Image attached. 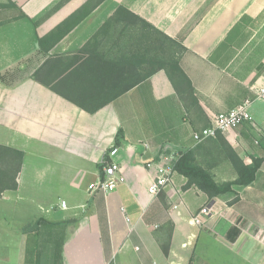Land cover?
I'll list each match as a JSON object with an SVG mask.
<instances>
[{
  "label": "crops",
  "instance_id": "crops-1",
  "mask_svg": "<svg viewBox=\"0 0 264 264\" xmlns=\"http://www.w3.org/2000/svg\"><path fill=\"white\" fill-rule=\"evenodd\" d=\"M13 1L28 17L0 25V144L25 156L17 188L0 196V264H264V161L254 182L213 199L177 171L154 195L144 145L194 149L218 182L237 178L217 138L196 145L193 131L264 87V0H105L49 54L39 38L87 0ZM119 5L183 42L198 105L184 103L165 70L94 113L33 78L50 55L83 46ZM250 111L222 133L246 163L264 157V97ZM121 130L114 159L125 180L93 190ZM204 206L211 213L198 225Z\"/></svg>",
  "mask_w": 264,
  "mask_h": 264
},
{
  "label": "trees",
  "instance_id": "trees-1",
  "mask_svg": "<svg viewBox=\"0 0 264 264\" xmlns=\"http://www.w3.org/2000/svg\"><path fill=\"white\" fill-rule=\"evenodd\" d=\"M66 1L61 0L56 8ZM104 1L87 0L55 29L39 38L40 51L49 54L62 38ZM27 17V13L15 1L0 3V25ZM111 20L123 22L126 27L137 28L138 38L131 55L112 58L89 48L90 42L72 59L67 60L65 55H50L34 72L33 78L86 111L94 113L157 71L165 70L184 103L187 106L198 105L192 81L181 66L182 54L187 50L181 40L171 37L124 5L117 7L110 20L101 26L93 38L106 31ZM122 136L123 130L118 133L114 147L120 145ZM215 138L221 151L237 171L235 180L218 182L210 169L197 159L194 149L179 151L173 161V169L188 179L185 187L195 185L206 192L210 199L232 191L235 184L249 185L254 182L264 161V157H254L252 162L246 163L222 133H218ZM24 156V151L0 144V196L7 189L17 188V176ZM105 159L108 160L109 157L106 156ZM102 173L103 176L104 167Z\"/></svg>",
  "mask_w": 264,
  "mask_h": 264
},
{
  "label": "built area",
  "instance_id": "built-area-1",
  "mask_svg": "<svg viewBox=\"0 0 264 264\" xmlns=\"http://www.w3.org/2000/svg\"><path fill=\"white\" fill-rule=\"evenodd\" d=\"M255 94V99L263 98L264 87L255 90ZM255 99L252 97L247 98L233 109L217 114L209 126L193 131V138L196 145L209 138L217 137L218 133L229 132L238 125L250 121L252 119L250 107ZM144 145L145 152L151 154V157L145 162L146 167L153 174L149 192L157 195L172 182V177L175 172L173 169V161L179 150L171 149L172 147L167 144H162L155 148L149 141H146ZM118 147L113 146L106 154L109 159H104V175L93 187V190H101L104 193H109L115 190L125 180L121 164L114 159V154ZM61 206L64 208L67 207L65 200L61 202ZM210 213V206L202 207L194 215L193 222L202 225L204 223V217Z\"/></svg>",
  "mask_w": 264,
  "mask_h": 264
},
{
  "label": "rangeland",
  "instance_id": "rangeland-1",
  "mask_svg": "<svg viewBox=\"0 0 264 264\" xmlns=\"http://www.w3.org/2000/svg\"><path fill=\"white\" fill-rule=\"evenodd\" d=\"M110 18H108L104 23L110 20ZM101 26L98 28V30L101 28ZM96 32L85 44H83V46L76 49L75 51L70 52L69 54H65L67 60L72 59L75 54H78L82 50V48L89 45L90 42L91 44L89 48L95 49L100 53H105L112 58H120L124 55H131L134 51V44L138 38L139 33L137 28L126 27L123 22H120L118 20H111L107 30L100 33L98 37L93 38Z\"/></svg>",
  "mask_w": 264,
  "mask_h": 264
}]
</instances>
